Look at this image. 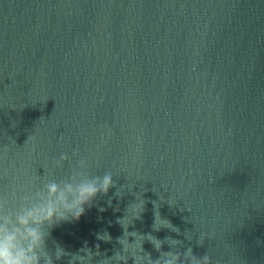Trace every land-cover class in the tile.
Masks as SVG:
<instances>
[{
	"label": "water",
	"instance_id": "water-1",
	"mask_svg": "<svg viewBox=\"0 0 264 264\" xmlns=\"http://www.w3.org/2000/svg\"><path fill=\"white\" fill-rule=\"evenodd\" d=\"M79 160L114 187L51 227L54 264H147L169 237L264 264V0H0V197Z\"/></svg>",
	"mask_w": 264,
	"mask_h": 264
},
{
	"label": "clouds",
	"instance_id": "clouds-1",
	"mask_svg": "<svg viewBox=\"0 0 264 264\" xmlns=\"http://www.w3.org/2000/svg\"><path fill=\"white\" fill-rule=\"evenodd\" d=\"M77 154L74 152L73 156ZM68 160V155L62 153L52 161V166L61 168ZM86 167V161L79 160L77 167L65 179L46 181L43 187L23 195L14 206H10L6 197H0V264H54L53 255L46 249L51 227L60 222L79 220L86 209L92 207L98 195H107L114 187L111 173L90 176L84 172ZM97 239L107 242L111 236L102 232L97 234ZM167 240L172 241L169 244L171 250L161 252L155 260L148 255L147 264H211L209 255L198 257L193 254L191 247L180 252L176 249L182 241L170 237ZM162 243L153 244L157 251L161 249ZM199 244L202 245L203 241ZM96 247L95 254L99 255V245ZM82 251L86 254L74 255L71 264H76V258L92 261V250L86 248ZM64 255V249L57 245L55 259L59 260ZM128 258L117 252L107 260L115 261V264L123 261L126 264ZM133 258L134 264H138L136 258Z\"/></svg>",
	"mask_w": 264,
	"mask_h": 264
}]
</instances>
